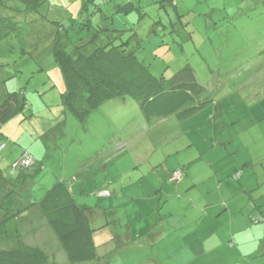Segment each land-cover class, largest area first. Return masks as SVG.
Listing matches in <instances>:
<instances>
[{"label": "rangeland", "instance_id": "1", "mask_svg": "<svg viewBox=\"0 0 264 264\" xmlns=\"http://www.w3.org/2000/svg\"><path fill=\"white\" fill-rule=\"evenodd\" d=\"M91 1L86 10L84 0H46L38 12L19 16L22 33L0 41V102L17 91L26 96L28 110L8 121L0 133L3 175L15 180L18 170L14 162L26 153L35 160V153L42 157L46 143L43 168L31 185L33 199L43 197L44 187L49 190L58 177L65 179L72 184L77 203L92 207V226L114 219L116 234L121 236L127 225L123 223L136 218L139 203L145 206L150 200L153 181H160L170 184L164 198L158 199L165 202L160 213L168 215L164 209L178 204L186 206L188 219H196V207L227 201L224 215L234 219V232L249 224L262 229L257 219L264 215V0H115L122 5L134 3L135 9L124 15L114 13L112 3L93 0L111 14L106 22L137 32L130 47L137 48V57L154 75H185L183 69L189 66L205 88L201 99H211L187 120L172 116L148 124L140 114V128L130 125L128 114L116 121L107 114V104L97 111L106 112L107 123L94 117L88 125L62 105L65 83L54 57L55 38L60 34L62 43L73 47L75 41L89 35L87 23L98 25L101 20L100 13H91L96 9ZM129 33L125 32L124 39ZM63 110L61 122L56 124ZM63 127L66 131L60 132ZM175 170L181 172L179 180L168 181ZM184 178L185 184L178 186ZM103 191L110 194L100 196ZM7 192H0V204L5 206ZM6 211L11 215L6 220L9 237L22 239L16 211ZM41 218L45 219L43 214ZM219 222L229 229L232 221ZM47 226L38 234L49 240L56 262L62 263L67 260L65 252ZM234 235L238 250H232L235 242L230 239L209 252L182 251L171 258L165 252L156 257L172 264H245V260L264 264L258 239L256 252L238 256L242 243L253 237L249 228ZM106 247L108 254L112 252L107 264L142 263L148 255L142 253V242L131 252L112 251L113 243ZM105 248L99 251L101 256ZM152 248L157 251L158 245ZM79 264L106 262L100 258Z\"/></svg>", "mask_w": 264, "mask_h": 264}, {"label": "trees", "instance_id": "2", "mask_svg": "<svg viewBox=\"0 0 264 264\" xmlns=\"http://www.w3.org/2000/svg\"><path fill=\"white\" fill-rule=\"evenodd\" d=\"M45 1L0 0V41L16 32L22 33L18 19L27 16L29 11L38 12ZM87 1L84 0L86 10L90 2ZM105 2L112 3L114 13L124 15L135 9L131 1L124 5L115 0ZM91 3L96 6L91 13H100L101 20L98 25L91 22L85 24L89 29L88 36L79 38L73 47L63 44L60 34L55 38L54 57L65 83L62 105L76 119L83 123L101 104L121 97L135 100L148 122L170 116L184 120L211 102V99H201L205 88L196 81L193 69L189 66L183 69L187 72L185 75L180 76L179 72L167 78L154 75L137 57V48L130 47L137 32L121 29L122 25L118 29L113 23L109 24L106 20L112 18L111 14L108 13L109 16L103 12L101 3L96 4L93 0ZM57 24L62 25L61 22ZM125 32H131L127 39H124ZM70 41L73 42L72 38ZM22 94L10 92L0 102V132L8 121L28 111L26 96ZM33 160L34 163L29 167H14L16 172L18 170L15 180L6 178L0 169V192L8 191L6 198L10 194L22 197L27 195L22 192V187L31 178H36L43 163L42 160ZM36 205L57 235L71 264L99 260L96 251L98 245L114 240L109 233L102 241L96 240L95 229L90 226L88 208L77 203L74 193L64 180L55 182L38 201H32V206ZM257 220L264 224V215ZM0 264H48V257L42 250L26 245L21 239H11L4 219L0 221Z\"/></svg>", "mask_w": 264, "mask_h": 264}, {"label": "crops", "instance_id": "3", "mask_svg": "<svg viewBox=\"0 0 264 264\" xmlns=\"http://www.w3.org/2000/svg\"><path fill=\"white\" fill-rule=\"evenodd\" d=\"M105 104H107L106 106L108 110L107 114L111 115V117H113L116 121L121 115L128 114V115H131L129 119L130 125L134 127L138 126V128L141 127L137 121H140L141 118L139 115L142 113L137 103L135 102V100H133L130 97H121V98H117V99L104 102L96 110H94L85 119L84 122L87 123L88 125L89 120L94 119V117H99L101 119H104L107 123L108 116L106 117L104 116L106 115V112L103 110L99 113L97 112ZM64 113H65V110H63V112L57 116L56 124H60L61 116H63ZM167 118L169 117L162 118V119H156V120L158 122L159 121L164 122ZM142 119H144L148 123L145 117ZM175 119L179 120L177 118ZM187 119H184V120H187ZM156 120H153L152 122ZM179 121H182V120H179ZM59 131L65 132L66 128L63 127L62 129H59ZM0 133H2V130ZM43 148L45 149L46 152L43 153L44 155L42 157L35 153L36 157L35 156L34 157L36 158V161L42 160L43 162V160H45V155L48 152L46 143L44 144ZM42 168L43 166L41 167V169ZM30 171L32 172L33 169H30ZM56 178H57V175H56ZM34 179L35 178H31L22 187V192L24 194H27L25 195V197H22V195H18V196L13 195V196H9L8 197L9 199L6 198L5 200L8 199L7 206H9L10 204L11 205L10 208H6L7 206L4 205V202L0 204V221L4 219L8 220V218L11 217L8 211L4 213L6 209L16 211L15 215L17 216H15V219H17L18 222H20L19 233L22 236L21 240L23 243H25L26 245L30 247H35V248L42 250L48 257V264H71L69 262L68 257H66L67 256L66 252L64 251L57 235L55 234L54 230L48 223L42 211L38 208L37 205L32 206V201L39 200V199L37 200L33 199V196H32L33 192L31 191V185L33 184ZM59 180L65 181V179H59L58 177V181ZM184 180L185 178L181 181L180 184H178V186L182 187L185 184V182H183ZM168 181H172L171 176ZM67 184L72 190V192L74 193L72 184L70 183H67ZM101 185L110 186L108 182H102ZM166 185H170V184H167L165 182H160V181H157V182L153 181L150 197H148V199L150 200H147L148 202L147 201L145 202V206H144V202L139 203L140 207L137 208L136 218L132 219L130 222L125 221L123 223V224L127 223V225H126V229L123 230V233L121 236L116 234V231H118V223H113L114 219L102 221L103 223H97L98 225L92 226V222H94V219H95L94 212L91 211L92 207L80 205L81 207L88 208V214L91 217L90 226L95 229L96 240L98 242L102 241L104 237H106L107 233L111 234L114 237V240L112 241L110 240V241L101 242L100 245H98L97 250H96L98 256L100 258H103L106 264L110 260V259L108 260L106 256L109 254H112V252L108 254L109 248L106 246H109V244L111 243L114 244V248L112 251H115V252L120 251V250H126L127 252L129 251L131 252L134 248L137 247L138 244H141V242L144 243L145 249L143 250L142 253L144 255L148 254L147 258L144 260V262L142 263L137 262L135 264H172L171 260L170 262H162V261L160 262V260L156 256H160L162 253L166 252V256H169L171 258V256H179V254L182 251L192 252V251L199 250V249L201 250L205 249V251L209 252V251L215 250L222 244H227L228 243L227 240H230V239L234 240L235 242L234 248H232V250H238V248L235 247L239 245L236 243L237 238L235 237L234 234L240 232L241 230H245L246 228L250 229V231L253 233V237L251 238L250 236L249 238L246 239V241L242 243L244 246L240 248V253L238 256L242 255L243 257H248V256H251L254 252H256L257 250L256 244H255L256 239L260 241L259 249H261L262 253L264 252V243H263L264 224L261 225L263 227L262 229L259 228L257 230L256 228H254L253 226L249 224L246 228L244 227L245 229H239L234 232V222H233L234 219L229 215L227 216V214L224 215L226 213L225 210L229 208L227 206L229 204L227 201H223V203H217V204L207 203L208 205H206L205 207H196L197 209H194V210H196L197 213L196 212L194 213L198 214V216L202 219H200L199 217H197L196 219H188L189 215H188V211L185 208L186 206L180 205V207H178L179 206L178 204L172 207L169 205L164 209L165 211H168L169 213L168 215L167 214L165 215V213L164 214L160 213L159 210L163 205H165V202L163 203L161 201H158V199L159 198L163 199L166 193L165 189L170 188ZM43 190L44 191L42 192H47L48 189L44 187ZM12 197H14V199H12ZM141 198L145 199L146 197H141ZM193 203L194 205L196 204L195 201H193ZM208 210H214V211H208ZM260 212L262 213L261 210ZM192 213L193 212H191V214ZM42 214L46 220L41 218ZM171 215H173L172 217H175V218L172 219V217H170ZM2 216L3 218H1ZM222 220L232 221L229 229L226 228L225 225L221 226V223L219 221H222ZM45 221H47L48 226L45 224L46 223ZM6 224L7 226L10 225L8 221ZM11 225H13V223H11ZM46 226L50 228L51 232L55 235L57 242L60 243V248L65 252L64 257L67 258L66 261H62V263L60 262L57 263L56 257L54 255L55 254L54 251H52L51 247L48 246L49 240L48 239L44 240L41 237V235L38 234V232L41 230V227L46 228ZM46 232L48 233V231ZM8 235H9V232H8ZM117 237L119 238L115 242ZM50 241H54L53 238H51ZM198 242L199 244H197ZM261 243H263L262 247H260ZM154 245L155 246L158 245L157 251H154V249L152 248ZM102 248H105L104 250L105 254H102L101 256L99 251H101ZM116 248L118 249L116 250ZM50 249H51V252H50ZM244 263L248 264L250 262L245 260ZM175 264H179V263L176 262ZM251 264H254L252 260H251Z\"/></svg>", "mask_w": 264, "mask_h": 264}, {"label": "built area", "instance_id": "4", "mask_svg": "<svg viewBox=\"0 0 264 264\" xmlns=\"http://www.w3.org/2000/svg\"><path fill=\"white\" fill-rule=\"evenodd\" d=\"M33 163H34L33 158L30 155L26 154L25 156L22 157V159H20L14 163V167H17V166L26 167L28 165L29 166L32 165ZM180 175H181V172L179 170H177L172 174V179L173 180H179ZM99 194L100 195H108L109 192L103 191V192H100Z\"/></svg>", "mask_w": 264, "mask_h": 264}]
</instances>
